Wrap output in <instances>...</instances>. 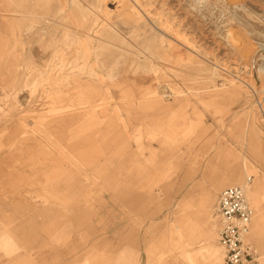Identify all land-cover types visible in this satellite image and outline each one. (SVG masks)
Listing matches in <instances>:
<instances>
[{"label": "rangeland", "instance_id": "rangeland-1", "mask_svg": "<svg viewBox=\"0 0 264 264\" xmlns=\"http://www.w3.org/2000/svg\"><path fill=\"white\" fill-rule=\"evenodd\" d=\"M256 182L264 264V0H0V264H226Z\"/></svg>", "mask_w": 264, "mask_h": 264}, {"label": "built area", "instance_id": "built-area-1", "mask_svg": "<svg viewBox=\"0 0 264 264\" xmlns=\"http://www.w3.org/2000/svg\"><path fill=\"white\" fill-rule=\"evenodd\" d=\"M217 215L219 240L225 249L226 264H259L256 253L245 243L254 210L243 185L225 188L219 194Z\"/></svg>", "mask_w": 264, "mask_h": 264}, {"label": "bare ground", "instance_id": "bare-ground-1", "mask_svg": "<svg viewBox=\"0 0 264 264\" xmlns=\"http://www.w3.org/2000/svg\"><path fill=\"white\" fill-rule=\"evenodd\" d=\"M242 82V81H241ZM260 87V86H259ZM243 186H245V188H246V195H247V197H252V199H253V195H254V197L257 195V193H258V190H259V186H260V183L257 185V182H256V184H255V186L254 187H251L250 186V184H247V183H244V184H242ZM250 188V189H249ZM249 190L251 191L250 192V195H249ZM250 197V198H251ZM206 202H205V204H206V207H207V205H208V203H212V201L214 200V193H209L208 195H206ZM254 200V199H253ZM210 206V205H209ZM256 214V213H255ZM254 218V217H253ZM250 226V225H249ZM210 231V226H209V224H208V222H205L204 220H203V222H202V224L201 225H199V228H198V234H197V238H200L201 236H204L207 232H209ZM249 231H250V229H249ZM178 232H179V237L178 238H175L174 237V239L173 240H175L176 241V243L177 242H179L180 243V246L179 247H182L181 246V244H183V246H184V248L182 247L181 249H185L187 252H188V250H189V245H191L190 244V238L188 237V236H190V235H185L183 232H182V230H181V228H178Z\"/></svg>", "mask_w": 264, "mask_h": 264}, {"label": "crops", "instance_id": "crops-1", "mask_svg": "<svg viewBox=\"0 0 264 264\" xmlns=\"http://www.w3.org/2000/svg\"><path fill=\"white\" fill-rule=\"evenodd\" d=\"M261 224H262V218H259L258 219V221H257V223H256V228H260V226H261ZM178 228H180L179 226H176V229L178 230ZM178 237H179V234H178ZM178 237H176V238H178ZM138 264H140V262L138 263Z\"/></svg>", "mask_w": 264, "mask_h": 264}]
</instances>
